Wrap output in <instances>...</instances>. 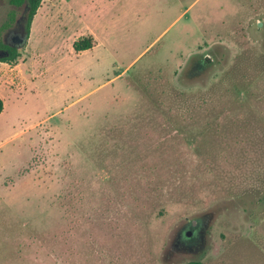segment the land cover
Instances as JSON below:
<instances>
[{
	"label": "rangeland",
	"instance_id": "374dc122",
	"mask_svg": "<svg viewBox=\"0 0 264 264\" xmlns=\"http://www.w3.org/2000/svg\"><path fill=\"white\" fill-rule=\"evenodd\" d=\"M11 11L0 264H264V0Z\"/></svg>",
	"mask_w": 264,
	"mask_h": 264
},
{
	"label": "trees",
	"instance_id": "16d2710c",
	"mask_svg": "<svg viewBox=\"0 0 264 264\" xmlns=\"http://www.w3.org/2000/svg\"><path fill=\"white\" fill-rule=\"evenodd\" d=\"M42 0H8V3L10 5H13L15 7H20L22 6L24 3L27 6V14H26V24H25V28H26V32L29 33V28L30 25L32 23L33 17L36 14L37 9L40 6ZM14 12H10L8 15V20L0 27V33L7 27H9V25L13 22L14 20ZM0 47H4L3 43L0 40ZM93 47V42H92V38L90 37H84V38H80L76 41L73 42L72 44V48L75 52H83V51H87L90 50ZM18 57V54L16 52V49H10V55L8 58H0V61L2 62H13L16 58ZM3 111V102L0 99V114ZM187 264H202L199 261H195V262H190Z\"/></svg>",
	"mask_w": 264,
	"mask_h": 264
},
{
	"label": "flooded vegetation",
	"instance_id": "af4514ba",
	"mask_svg": "<svg viewBox=\"0 0 264 264\" xmlns=\"http://www.w3.org/2000/svg\"><path fill=\"white\" fill-rule=\"evenodd\" d=\"M23 5H25V7H26V9H27V6H26V4L24 3ZM22 5V6H23ZM11 6H13V5H11ZM22 6H20V7H22ZM13 7H15V6H13ZM20 7H15V8H20ZM11 12H14V11H11ZM10 13V12H9ZM9 13H8V15H9ZM7 20H8V16H7ZM6 20V21H7ZM5 21V22H6ZM4 22V23H5ZM22 22V20L21 19H15V15H14V20H13V22L11 23V24H20ZM26 22V21H25ZM3 23V24H4ZM2 24V25H3ZM10 24V25H11ZM10 25H9V27H10ZM9 27H7V28H9ZM7 28H5V29H7ZM4 29V30H5ZM18 38H21L20 36H13L12 34H8V36L5 38V41L3 42V41H1L2 43H3V45H4V47H0V58H8L9 57V55H10V49H13V48H17L16 47V45H15V41L18 39ZM23 40H24V38H22ZM1 40V39H0ZM18 49V48H17ZM196 225H197V223L196 222H192L191 223V226L192 227H196ZM185 236H186V238L188 239V240H192V231L191 230H189V231H187L186 233H185ZM192 252V251H191Z\"/></svg>",
	"mask_w": 264,
	"mask_h": 264
},
{
	"label": "water",
	"instance_id": "95a60500",
	"mask_svg": "<svg viewBox=\"0 0 264 264\" xmlns=\"http://www.w3.org/2000/svg\"><path fill=\"white\" fill-rule=\"evenodd\" d=\"M24 40L22 38H18L16 41H15V45L16 47L19 49L21 48L22 44H23ZM1 57V56H0Z\"/></svg>",
	"mask_w": 264,
	"mask_h": 264
}]
</instances>
